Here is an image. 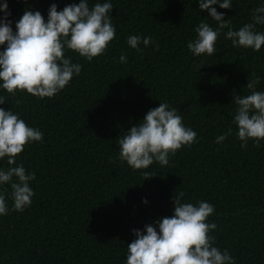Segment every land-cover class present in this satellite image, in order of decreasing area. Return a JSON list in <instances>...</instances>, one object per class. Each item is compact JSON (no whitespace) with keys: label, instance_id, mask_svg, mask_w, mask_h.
<instances>
[{"label":"trees","instance_id":"16d2710c","mask_svg":"<svg viewBox=\"0 0 264 264\" xmlns=\"http://www.w3.org/2000/svg\"><path fill=\"white\" fill-rule=\"evenodd\" d=\"M5 2L15 31L26 9L46 22L51 5L61 11L79 0L0 5ZM105 2L113 5L115 39L91 62L66 49L65 57L82 69L64 89L41 99L0 88V108L43 133L16 161L35 173L31 205L12 211L10 185H0L9 208L0 216V264H126L134 230L172 216V197L180 192L182 202L214 206L206 221L217 225L209 233L214 247L227 249L234 264H264V140L242 149L232 123L233 97L249 94L248 79L259 77L256 90L264 91V46L234 48L224 29L216 53L196 57L187 49L195 28L202 21L217 27L197 0H89V6ZM261 5L264 0H232L231 9L213 7L239 30ZM256 30L264 32V25ZM132 35L152 42L131 49ZM161 102L176 109L196 142L170 156L167 166L133 170L118 160V140ZM229 128L232 134L215 143ZM8 167L0 160V169ZM144 171L153 177L145 179Z\"/></svg>","mask_w":264,"mask_h":264},{"label":"clouds","instance_id":"9594fccd","mask_svg":"<svg viewBox=\"0 0 264 264\" xmlns=\"http://www.w3.org/2000/svg\"><path fill=\"white\" fill-rule=\"evenodd\" d=\"M197 2L199 10H207L208 17L217 27L214 30L202 21L195 28L196 37L187 44L193 56H213L217 51V39L224 29H227L225 39L230 40L234 48L260 51L264 46V32L256 30L258 25H264V5L252 10L251 22L233 30L224 14L213 7L218 4L220 9H231L232 0ZM112 10L113 5L109 2L90 7L89 0H79L61 11L53 4L45 22L39 11L26 9L13 31L7 3L0 5V12L4 13L0 17V47H3L0 51V88L10 96L22 92L41 99L54 97L82 69L81 64L72 63L65 57L66 49L91 62L103 55L115 39ZM151 42L150 36L132 35L127 39V45L137 51L141 43L147 47ZM119 60L126 63V54ZM259 83V77L253 76L246 84L249 94L233 97L236 108L232 123L237 128L242 149L249 141L259 147L264 140V91L256 90ZM2 104H5V98L0 96ZM231 134L229 128L216 138L215 143H221ZM196 136L195 131L184 126L176 109L161 102L118 140V160L133 170L148 169L154 162L167 166L169 157L184 146L190 147L196 142ZM42 139L43 133L28 126L18 114L0 108V160L6 158L9 165L0 169V185H10L12 211H24L34 196L30 182L35 179V173L26 172L23 165H17V157L26 145ZM142 174L145 179L153 177L147 171ZM184 195L180 192L172 197L173 215L157 219V227L146 225L143 232L134 230L136 238L127 246L126 264H234L228 250L222 252L214 247L215 237L209 235L217 228L215 223L206 222L214 213V206L206 201H198L196 205L182 202ZM8 211L5 194L0 192V216L7 215Z\"/></svg>","mask_w":264,"mask_h":264}]
</instances>
